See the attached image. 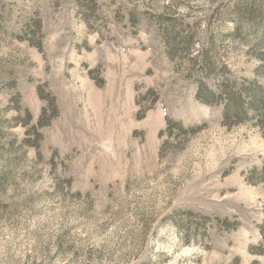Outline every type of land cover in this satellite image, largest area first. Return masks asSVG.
I'll return each instance as SVG.
<instances>
[{
	"label": "rangeland",
	"instance_id": "obj_1",
	"mask_svg": "<svg viewBox=\"0 0 264 264\" xmlns=\"http://www.w3.org/2000/svg\"><path fill=\"white\" fill-rule=\"evenodd\" d=\"M249 86L264 0H0V264H264Z\"/></svg>",
	"mask_w": 264,
	"mask_h": 264
},
{
	"label": "trees",
	"instance_id": "obj_2",
	"mask_svg": "<svg viewBox=\"0 0 264 264\" xmlns=\"http://www.w3.org/2000/svg\"><path fill=\"white\" fill-rule=\"evenodd\" d=\"M261 4L262 3L258 2V3H256V5H254L252 7L250 6V8H248V15H247V17H245L246 18L245 21L248 23V26H252L254 24V18L255 17H253L252 16L253 14H251L253 7H256L259 10H261V6H260ZM242 6L244 7V5H242ZM166 25H168V24H166ZM174 27H176V26L174 25L171 27H167V29H166L167 35H168L167 36L168 42H171V45L172 44L174 45L177 43L175 41L177 40V35L179 34L178 32H174V29H175ZM244 39L246 41H248V36H246ZM179 40H181V39H179ZM194 66H195V64H194ZM247 94L251 98V100L248 103H246L245 100L243 99V95L245 96ZM216 97H217L216 91H214L209 85L203 84L202 82L199 84V86L197 88V92H196L197 100H199L203 103H206V104H210V103L215 101ZM51 106H53L54 109H57L55 98L52 99ZM225 109H227V112L230 110L235 111V112H239L242 117H244V116L246 117V115H247L248 111H250V109H255V110H257V112L259 114H261V119H264V96L263 97L259 96L249 86L248 88H245L244 91L242 90V94H238L237 97L235 96L234 93L233 94H231V93L227 94V98L225 99ZM43 118H44L43 115H41V117H40L41 122H42ZM194 129L195 128L192 126L185 125V123L181 120H177L175 118L168 117L167 123H166V128L161 131V135H167L168 137H170V136L176 137L177 135H181V134L193 133ZM261 175H263V177H264V163H263V166L261 169ZM259 231H260V234L262 237V242L264 243V219L259 226Z\"/></svg>",
	"mask_w": 264,
	"mask_h": 264
}]
</instances>
